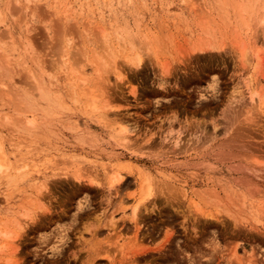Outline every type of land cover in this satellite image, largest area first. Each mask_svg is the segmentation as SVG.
<instances>
[{"label":"rangeland","instance_id":"1","mask_svg":"<svg viewBox=\"0 0 264 264\" xmlns=\"http://www.w3.org/2000/svg\"><path fill=\"white\" fill-rule=\"evenodd\" d=\"M263 18L264 0H0V145L13 168L51 162L0 179V233L11 236L0 235V264H264ZM137 25L152 42L138 68L121 35ZM108 50L101 68L93 57ZM32 73L51 108L30 128L17 124L19 99L45 105ZM86 91L149 129L151 148L114 142L120 126L90 111ZM95 175L101 186L86 180ZM146 177L154 196L134 215Z\"/></svg>","mask_w":264,"mask_h":264},{"label":"bare ground","instance_id":"2","mask_svg":"<svg viewBox=\"0 0 264 264\" xmlns=\"http://www.w3.org/2000/svg\"><path fill=\"white\" fill-rule=\"evenodd\" d=\"M16 1V0H15ZM29 1V0H28ZM17 3V2H16ZM235 3V2H234ZM246 1H242V2H240L239 4H237V6L235 7V6H233L234 8H236L237 9V12L240 14L239 16H242V14L243 13H245V11H246ZM26 4V3H25ZM236 14V13H235ZM263 20H264V18H263ZM138 23V22H137ZM263 23V22H262ZM136 24H134V26H135ZM124 28V27H123ZM128 28V29H127ZM136 29V31L134 32L133 31V33H132V31H131V33H132V35L130 34V31H129V27H125L123 30H122V34L121 35H130V37H129V40H128V43H129V46H130V48H131V53H129L128 55H126V56H124L123 57V59H124V61L128 64L129 63V65H133V66H135V67H139L140 65H141V63H142V61H143V52L144 53H149V46H151V44H152V42H150L149 41V39H150V36H146V35H144V39H143V41L142 42H140V41H138L137 40V38H138V31H137V29H138V25H137V27L135 28ZM7 33V32H6ZM10 39V38H9ZM26 39V38H25ZM19 40V39H18ZM9 41V40H8ZM23 41V40H22ZM149 45V46H148ZM108 49V48H107ZM107 49H106V51H107ZM114 49H116V48H114ZM151 49V48H150ZM109 51V50H108ZM115 51V50H114ZM119 51V52H118ZM117 52L118 53H120V50H118ZM101 53H104V52H101ZM116 53V52H115ZM114 53V54H115ZM117 53V54H118ZM83 55H86V54H84V53H82ZM95 54V53H94ZM98 54V53H97ZM116 54V55H117ZM111 55H112V53L109 51V52H106L105 53V55H102V54H98L97 56H96V58L95 57H93V59H95L94 60V62H96L101 68H102V66L104 65L105 67H106V65L108 66L109 64H110V57H111ZM120 56H121V54H119ZM118 55V57H120ZM145 56V55H144ZM251 56L249 55V52H248V50H246L244 47H241L240 49H239V57L238 58H240L241 59V62H242V64L243 65H246V63L247 62H249L250 61V58ZM122 58V57H121ZM92 59V60H93ZM7 62V61H6ZM5 62V63H6ZM91 62V61H90ZM94 62L92 63L95 67H96V63L94 64ZM1 64V63H0ZM100 67H96L95 69H98V71H99V68ZM100 68V69H101ZM235 68V67H234ZM241 69V68H240ZM243 69V68H242ZM73 72H76V71H73ZM72 72V74L75 76V78L76 77H78V76H83V74L81 75L80 73H79V71H77V73H79L80 75H76L77 73H73ZM81 72H82V69H81ZM242 72V71H241ZM241 74V73H240ZM31 76H32V78H33V82L36 84V87L37 88H39V86H40V80H39V78L36 76V75H34V73H32L31 74ZM241 76V75H240ZM239 76V77H240ZM239 77H238V82H237V84H236V86L239 88V85H240V87L241 88H244L246 91H247V95L249 94V99H252L251 101H253V96H255V95H257V92H255L254 91V88H252V86L253 85H251V83H249L250 82V80H249V78H248V76H246V77H240V79H239ZM79 78V77H78ZM82 78V77H81ZM248 78V79H247ZM72 80V79H71ZM249 80V81H248ZM165 79H159V84L160 85H164L165 84ZM248 82V83H247ZM157 83V84H158ZM167 83V82H166ZM42 87V86H41ZM41 87L39 88L40 89V93H39V100L41 99L42 101H44V103H45V105L43 106V107H39L37 104H36V102L34 101V100H32V99H30L29 98V100H28V102H26L24 99H19L25 106H24V109H20L21 108V106L20 105H18L17 107H19L20 106V110L17 108L15 111L17 112L18 110L20 111H18V113H20V114H17V115H19L18 117H17V124H18V126H20L19 124H23V123H25V121H26V124L30 127V128H33V127H35V125H36V123H37V121L36 120H34L35 119V116L36 115H38V113H40V112H45L46 113V111L47 110H45L46 108H51L50 106H49V104H50V98L47 96V94L46 93H44L43 92V90L41 89ZM233 88V87H232ZM238 90V89H237ZM231 91V90H230ZM90 93H92V91L91 92H87L86 91V95H87V97H89L88 98V104H89V106H90V111L91 112H96L97 114H99L100 115V117L101 118H103V119H105V118H108V120L109 119H111L112 121H114L113 123H115V124H118L120 127H118V131H115L116 133H113V138L115 139V141L114 142H116L117 141V143L118 144H121L120 146H122L123 147V149H125L124 147H126V148H129L131 151H133V152H137L138 153V151L140 152V151H142L144 148H147L146 146H149L147 149H150L151 147H150V143L149 144H146V142H144V139L145 138H147V136L149 135V129L147 130V129H142V128H140V125H139V123H138V121H135V119L134 120H132L131 119V117L130 118H127L126 116H124V115H120V114H118L117 113V111H114V110H112L111 109V107H109L108 108V105L106 106H102V109L100 110L99 109V106H96V101H97V97L96 96H94L95 94L93 93V96H90V95H88V94H90ZM232 93V92H231ZM233 96V95H232ZM8 97V96H7ZM86 97V98H87ZM256 97H258V96H256ZM8 99H10V95H9V97H8ZM108 104H110V103H108ZM259 104H262V106L264 107V100H262L261 99V103H259ZM262 106H260V111H261V108H262ZM111 110V111H110ZM173 110V109H172ZM171 110V112H173ZM262 110H264V109H262ZM264 112V111H263ZM96 113H94V114H96ZM260 113V112H259ZM11 114H9V116H10ZM21 115L22 116H30V117H28L27 118V120H25L24 119V121L22 122V119H21ZM93 115V114H92ZM111 115H112V117H111ZM171 116H169L170 118H171V121H169L168 123V126H167V128H166V135L167 136H170L171 137V135H172V133H173V131L175 130V128H174V122H175V116L174 115H176V114H174V113H172V114H170ZM6 116V115H5ZM97 116V115H96ZM191 116V115H190ZM46 117V116H45ZM111 117V118H110ZM162 118V117H161ZM165 118H168V117H165ZM5 119V118H4ZM7 119V118H6ZM16 119V118H15ZM14 119V120H15ZM43 120H46V118H42ZM8 120H10V119H8ZM168 120V119H167ZM7 121V120H6ZM35 121H36V123H35ZM40 121V120H39ZM101 121H103V120H101ZM44 122V121H43ZM105 122V121H104ZM103 122V123H104ZM108 122H110L111 123V121L109 120ZM185 122V121H184ZM183 122V123H184ZM39 123V122H38ZM37 123V124H38ZM40 123H41V121H40ZM24 125V124H23ZM37 126V125H36ZM160 126V125H159ZM26 127V129H27V126H25ZM241 127V126H240ZM16 128V127H15ZM21 128V127H20ZM24 129V128H23ZM22 129V130H23ZM177 129V128H176ZM18 130V129H17ZM226 130V129H225ZM229 130V129H228ZM27 131H29L28 129H27ZM197 131V130H196ZM244 131V130H243ZM110 132V131H109ZM257 132V131H256ZM240 133V132H239ZM111 134V133H110ZM181 134V133H180ZM162 135V134H161ZM175 135H176V133H175ZM174 135V136H175ZM108 136L110 137V135H109V133H108ZM241 136V135H240ZM245 136V135H244ZM253 136V135H252ZM167 138V137H166ZM176 138H178V137H176ZM239 138V137H238ZM243 138V137H242ZM112 139V138H111ZM242 140V139H241ZM244 140H245V138H244ZM112 141H113V139H112ZM113 142V143H114ZM242 142H244V141H242ZM116 143V144H117ZM117 144V145H118ZM145 144H146V146H145ZM116 145V146H117ZM159 146V145H158ZM245 146V145H244ZM243 146V147H244ZM154 147V146H153ZM156 147H157V144H156ZM195 148H197V147H195ZM244 148H246V147H244ZM243 148V149H244ZM147 149H145V150H147ZM144 150V151H145ZM245 150V149H244ZM247 150V149H246ZM245 150V151H246ZM148 151V150H147ZM252 151V150H251ZM249 152V151H248ZM132 153V152H131ZM243 153H244V151H243ZM18 155V154H17ZM16 155V156H17ZM250 155V154H249ZM32 156L33 157H35L33 154H32ZM242 156V155H241ZM24 158V157H23ZM28 158H30V157H28ZM35 161V160H34ZM40 161V160H39ZM31 162H33L32 160L31 161H29L27 158H25L24 160H22L20 163H21V165L19 166V167H16V168H13L12 167V163H9V161L6 159V156H5V154H4V152H3V150H2V147H1V145H0V179H5V181L8 183V184H11V183H14L15 181H16V179H17V177L19 176V177H22L23 175H26L27 173H28V171H29V167H30V163ZM42 163H37V164H35L34 162H33V164L34 165H32V168H36L37 170H38V168H40V167H44L46 170L48 169V167H50V158H46L45 160H43V161H41ZM17 163H19V162H17ZM19 165V164H18ZM13 166H14V163H13ZM31 168V169H32ZM53 168V167H52ZM30 169V170H31ZM36 169H34V170H36ZM45 169H41V170H44L45 171ZM50 169V168H49ZM52 170V169H51ZM37 172V171H36ZM37 173H39V171L37 172ZM95 173V172H94ZM117 173V172H116ZM53 174V173H52ZM97 174V173H96ZM99 176V175H98ZM54 177V176H53ZM122 177L123 176H121L119 173H117V174H112V176H110V178H109V180H108V185L109 186H112V187H114L115 185V183H117V182H119L121 179H122ZM46 178V177H45ZM74 178H76V177H74ZM87 178V177H86ZM88 178H90V176L88 177ZM86 179L87 181H89V182H91V183H94V185H98V186H101V182H98V177L95 175L94 176V178L92 179V178H90V179ZM97 178V179H96ZM94 179H96L97 181H95ZM101 179H103V178H101ZM105 179V178H104ZM43 180V179H42ZM144 180V179H143ZM142 180V181H143ZM99 181H100V179H99ZM152 180L149 178V177H146L145 178V180H144V182H145V188H144V190L142 191V193H140L141 194V198L139 199V201L137 202V204H136V206L134 207V209H133V211H132V213L134 214V215H136V213H137V211H139V209L140 208H142V206H143V208H145L146 207V201H147V203L150 201L149 200V198L151 199V197L152 196H154V192H153V185H152V182H151ZM41 182V181H40ZM88 182V183H89ZM100 183V184H99ZM142 185V184H141ZM39 186V188H36L37 190H38V193L37 192H35V194L37 193V199L39 200V198H40V196H43L44 195V189L47 187V184H45V181L44 182H42L40 185H37V187ZM111 188V187H110ZM158 188V187H157ZM156 188V189H157ZM118 189V188H117ZM46 190H47V188H46ZM36 191V190H35ZM109 191V190H108ZM43 194V195H42ZM41 199V198H40ZM36 200V199H35ZM38 200H37V202H38ZM40 201V200H39ZM41 204V203H40ZM193 205V204H192ZM41 206H43V205H41ZM193 208L195 207L196 208V206H192ZM194 208V209H195ZM199 209V208H198ZM27 210V209H26ZM26 210H24V213H25V211ZM41 210V209H40ZM197 210V209H196ZM201 210V209H200ZM200 210H199V213H200ZM28 211V213H25V214H22L23 215V219H25V218H34V217H31V213H33L32 211L30 212V210H27ZM26 211V212H27ZM202 211V210H201ZM35 214V213H34ZM93 214H95V213H93ZM92 214V215H93ZM201 214L202 215H205L204 214V212H201ZM19 215H21V213L19 214ZM33 215V214H32ZM91 215V218H94V217H97V216H92ZM208 215H210V214H208ZM35 216V215H34ZM99 216V215H98ZM22 217V216H21ZM84 217V216H83ZM90 218V217H89ZM14 221L15 222H17V223H15V224H17L16 225V227L17 228H21L22 227V225L20 224V222L21 221H17V220H15L14 219ZM25 221H27V220H25ZM28 221H29V219H28ZM27 221V222H28ZM9 222V221H8ZM92 222V221H91ZM23 223H24V221H23ZM95 223V222H94ZM3 224V223H2ZM10 224V223H9ZM1 225V224H0ZM24 225H25V223H24ZM3 226V225H2ZM1 226V227H2ZM6 226V223H5V225H4V227ZM9 229V228H8ZM3 231V230H2ZM10 233L9 232H1L0 233V235L3 237V236H5L4 238H9V237H11L10 235H9ZM14 238V237H13ZM12 238V239H13ZM8 240H10V239H8ZM11 241V240H10ZM7 243H10V242H7ZM7 245V244H6ZM9 245V244H8ZM3 246V245H2ZM5 247V246H4ZM10 248H11V246H10Z\"/></svg>","mask_w":264,"mask_h":264}]
</instances>
